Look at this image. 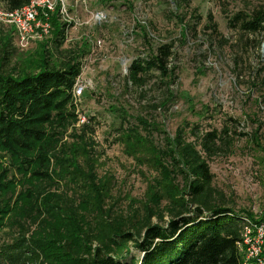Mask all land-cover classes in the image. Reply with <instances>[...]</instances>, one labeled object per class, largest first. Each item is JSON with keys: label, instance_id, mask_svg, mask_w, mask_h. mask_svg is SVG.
I'll use <instances>...</instances> for the list:
<instances>
[{"label": "trees", "instance_id": "trees-1", "mask_svg": "<svg viewBox=\"0 0 264 264\" xmlns=\"http://www.w3.org/2000/svg\"><path fill=\"white\" fill-rule=\"evenodd\" d=\"M31 1L0 0V6L12 13ZM224 2L219 18L239 33L237 45L260 48L264 1L249 6L240 0L243 6L235 9ZM172 3L168 17L179 23L183 39L205 28L211 43L227 44L210 10L203 12L194 0ZM58 14L36 57L23 55L16 31L0 23V264H256L241 246L245 220L260 219L228 207L209 166L244 134L229 114L220 128L213 127L218 112L195 110L192 98L184 100L196 121L184 120L173 137L141 111L109 108L114 143L146 171H139L146 183L143 198L125 196L127 205L115 209L114 178L98 171L104 151L95 142L96 121L87 117L77 124L83 115L74 87L85 48L66 45L73 24L59 23ZM141 30L147 52L128 67L123 95L134 91L144 99L147 86L163 87L168 94L152 106L157 110L173 98L175 46L152 44L146 28ZM234 63L237 68V58ZM257 140L255 132L251 141L264 151Z\"/></svg>", "mask_w": 264, "mask_h": 264}, {"label": "rangeland", "instance_id": "rangeland-1", "mask_svg": "<svg viewBox=\"0 0 264 264\" xmlns=\"http://www.w3.org/2000/svg\"><path fill=\"white\" fill-rule=\"evenodd\" d=\"M172 1L58 0L54 11L47 17L37 6L33 35L43 38L32 39L23 55L37 56L35 52L40 44L51 37L52 15L58 11V22H64L60 14L64 7L73 24L66 45L72 49L85 48L86 54L82 60L85 71L81 77L86 85V95L80 99L79 112L87 120V117H93L96 121L95 142L99 150L104 151L98 171L114 178L113 196L119 200L117 210L127 205L125 196L134 200L143 198L146 183L139 171H146L138 168L125 156L123 147L114 143L111 106L124 107L134 115L141 111L144 117L150 116L160 123L166 134L172 137L184 120L196 121L184 98H192L195 110L207 106L211 111H217L215 121H212L215 128H220L225 114L233 116L239 122L235 127L237 133L244 135L235 138L229 151L209 160V166L214 175V187L222 193L228 207L260 219L259 223L250 221L249 251L246 247L245 256L246 260L264 264V151L251 141V136L257 132V143L264 146V36L257 38L260 48L254 46L244 50L242 45H237L239 33L228 30L219 18L222 0H194L203 12H212L227 44L217 40L211 43L205 28L198 29L197 36L188 31L183 39L179 23L168 17L174 8ZM224 1L230 9L243 6L240 0ZM260 1L264 0H249L248 5ZM96 13L104 16L100 22L91 18ZM0 23L6 31L11 30ZM45 25L49 26L46 35L43 34ZM141 27L146 28L152 44L172 42L175 46L172 65L177 77L169 86L173 98L157 110L152 106L161 104L168 94L163 87L147 86L144 99L134 91L123 95V79L128 67L147 52ZM236 58L239 61L237 68ZM203 129L208 128L204 125ZM63 186L61 183V188ZM252 240L258 241V245H252Z\"/></svg>", "mask_w": 264, "mask_h": 264}, {"label": "built area", "instance_id": "built-area-1", "mask_svg": "<svg viewBox=\"0 0 264 264\" xmlns=\"http://www.w3.org/2000/svg\"><path fill=\"white\" fill-rule=\"evenodd\" d=\"M56 1L58 0H32L29 6L21 10H18L12 13H5L1 11L0 21L5 25L12 26L15 29L16 34H17L18 45L21 48H27L32 39H42L43 38V36H40V35L38 36L33 35L32 24L35 23L37 19V6H38V10L41 9L42 13L47 17L48 16L47 14H50L54 11L55 9L54 4H56ZM61 13H62V17L64 18V19L62 18L63 21L67 23H71V21L69 20L67 16V11L64 7L60 10V14ZM91 18L94 21L100 22L104 18V16L100 13H96V14H92ZM48 31H49V26L45 25L43 34L45 35L48 34ZM84 71H85V67L82 66L81 75L78 78L76 85L74 87V96L77 100L82 98L84 91H85L86 85L81 79ZM86 122L87 121L84 116H79V124H85ZM245 222L248 223V226L245 229L244 241H243V245L241 246V249H243L244 252L246 251L245 249L248 248V241H249V235H250V231H249L250 222L247 220H245ZM261 239L262 238L259 239V242H261ZM259 242L253 241L254 244L252 245L257 246ZM247 250L249 251V248Z\"/></svg>", "mask_w": 264, "mask_h": 264}]
</instances>
